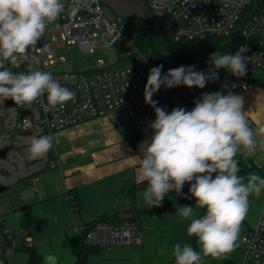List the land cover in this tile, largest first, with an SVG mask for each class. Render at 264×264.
Masks as SVG:
<instances>
[{"label":"clouds","instance_id":"clouds-1","mask_svg":"<svg viewBox=\"0 0 264 264\" xmlns=\"http://www.w3.org/2000/svg\"><path fill=\"white\" fill-rule=\"evenodd\" d=\"M88 4L89 0H73L72 14ZM65 8L63 0H0V105L9 99L21 107L46 100V107L55 109L74 98L50 72L12 70L30 62V53L41 50L36 45ZM43 50L51 51L47 45ZM248 51L242 44L234 54L214 52L206 61L211 65L206 72L196 70L195 65H181L166 73L162 64L149 70L143 95L155 119L148 125L152 135L136 172L137 185L147 182L143 203L148 209L160 207L165 197L180 194L185 184L190 185V197L186 198L195 199L194 207L178 206L175 215L188 221L187 234L196 238L199 250L189 243H176L174 264H203L205 257L226 259L236 249L249 197L264 191V177L240 175L236 157L264 153L260 136L264 126H250L243 96L227 84L220 91L202 93L191 110L175 107L169 112L158 106L153 96L161 88L204 89L210 81L219 80L220 69L245 77L251 59L245 55ZM26 143L30 159H43L53 149L54 137L33 135ZM195 209L205 210L204 214L197 217ZM44 262L59 264V257L48 254Z\"/></svg>","mask_w":264,"mask_h":264},{"label":"built area","instance_id":"built-area-1","mask_svg":"<svg viewBox=\"0 0 264 264\" xmlns=\"http://www.w3.org/2000/svg\"><path fill=\"white\" fill-rule=\"evenodd\" d=\"M149 14L161 20L164 31L174 40L192 42L209 37L232 36L246 17L251 0H145ZM249 14L243 25V35L252 66L264 70V0ZM65 12L55 24L53 41L59 45L78 44L84 53H93L103 45L125 49L128 58L136 59L133 65L110 72L100 68L97 75L75 71L52 70L60 61L44 51L47 45L39 41L41 49L30 53V62L16 68L14 72L42 70L50 72L62 86L75 95L64 106L55 109L46 107V100L33 102L23 107L9 103L0 105V187L12 188L21 183L37 186L42 174L49 168L60 165L57 158L56 136L60 131L97 118H113L119 115L134 116L145 104L144 87L152 62L140 55L134 42L126 35V21L120 16H109L102 0H89L72 14L73 0H63ZM241 44V45H242ZM240 47V46H239ZM238 47V49H239ZM46 56V58H45ZM130 71L126 77L127 72ZM127 79V80H126ZM128 81V86L126 87ZM209 86L216 83L210 81ZM224 85V84H223ZM218 87V86H217ZM250 84H232L235 93L245 92ZM250 126L255 123L249 119ZM33 135L54 137V146L43 159H30L26 139ZM1 195V193H0ZM87 238L94 243L136 244L142 234L134 222L110 224L101 222L88 231ZM239 264H264V207L256 223L242 232ZM31 237L18 241L6 215L0 206V264H15L14 257L20 245L31 244Z\"/></svg>","mask_w":264,"mask_h":264},{"label":"crops","instance_id":"crops-1","mask_svg":"<svg viewBox=\"0 0 264 264\" xmlns=\"http://www.w3.org/2000/svg\"><path fill=\"white\" fill-rule=\"evenodd\" d=\"M186 90L184 86L161 88L153 100L169 112L175 107L191 110L183 101ZM239 94L244 98V110L247 111L248 119L255 123V129L264 126V87L250 84L247 91ZM154 119L153 108L145 103L134 116L97 118L60 131L56 136L60 165L42 174L41 186L25 199L24 205L12 208L9 214L4 212L16 239L21 241L25 236L31 237L29 245L39 249L43 260L46 255L55 254L59 257V264H74L75 257L68 244V234L79 233L104 214L111 217L119 214L121 219H125L124 222H128L130 220L126 218L133 217L140 209L147 211L141 214L138 226L142 234L138 248L141 264H169L174 245L190 244L194 237L187 234L188 221H182L175 215L178 206L194 207V199L186 198L190 197L189 191L182 190L178 195L171 193L165 197L162 206L150 209L143 203V188H136L134 201L123 193L124 188L137 185L139 160L152 135L148 125ZM137 129L141 131L142 137L131 144L125 135ZM260 136L264 138V133ZM258 156L264 158V153L258 152L249 158L256 164L255 157ZM2 195L3 192L0 197ZM74 196L80 203L79 211L73 204ZM263 207L264 191L260 194L259 207L248 216L250 221L246 220L247 217L244 220L246 225L241 227L242 231L255 224ZM195 214L198 217V209H195ZM20 233L22 238L18 239ZM107 244L116 243L100 244L101 248L107 247L104 246ZM232 253L227 257L236 259L239 264L240 243L238 255L235 257ZM17 254L26 259L23 250L18 248ZM16 255L14 263H21L16 262ZM116 259L128 260L130 257Z\"/></svg>","mask_w":264,"mask_h":264},{"label":"trees","instance_id":"trees-1","mask_svg":"<svg viewBox=\"0 0 264 264\" xmlns=\"http://www.w3.org/2000/svg\"><path fill=\"white\" fill-rule=\"evenodd\" d=\"M259 1L251 0L246 9L245 20L240 24L241 26L236 30V32L226 38H216L209 37L203 41L192 42L186 40L176 41L170 35H168L162 26L161 20L148 14L146 20L138 18H124L126 21V35L134 42L137 49L145 54L148 59L153 63L154 66L163 65V72L166 73L169 69L177 68L181 65L187 64H197V70L207 71L211 66L206 63L210 54L214 52H219V54H234L238 51V47L245 41L243 35V25L249 18V14L252 13L258 6ZM213 49V50H212ZM16 71V68L12 69ZM216 86L211 87L208 84L204 89L187 88L183 101L185 104L194 107L193 101L197 97H200L204 92H215L220 91L223 84H227L230 87L232 84L240 86L244 83L247 84H260L264 87V70L259 69L256 66H252L248 63L247 65V75L242 78L235 77L231 75L226 69L219 70V80L215 81ZM218 86V87H217ZM125 137L131 144H134L137 140L141 139L142 134L139 129L126 134ZM236 159L239 162V167L241 169L240 175L245 176L255 167H258L253 163L252 159L245 157L243 154H238ZM190 185L185 184L183 190L189 189ZM136 186H130L123 189V193L127 195L130 200L136 197ZM170 195V194H169ZM194 199V198H193ZM73 204L76 211L80 210V203L76 197H73ZM195 206V199H194ZM199 210V216L204 214L203 209ZM147 211L137 209L136 214L133 217H127V220L134 222L137 227L140 226L141 214ZM125 219H121L119 214L110 215L104 214L97 217L95 220L91 221L89 225H86L82 231L76 234H68V244L71 249L72 254L75 257L74 264H88V256L93 251H99L101 245L98 243L91 242L87 238V233L89 230L94 228L98 223H123ZM190 244L198 249L196 245V238L190 241ZM19 250H23L26 255V259L17 264H45L43 260V255L39 249L34 245H21ZM169 264H174V258L172 257ZM203 264H237L236 259L232 257H227L226 259H213L212 257H205L203 259Z\"/></svg>","mask_w":264,"mask_h":264},{"label":"rangeland","instance_id":"rangeland-1","mask_svg":"<svg viewBox=\"0 0 264 264\" xmlns=\"http://www.w3.org/2000/svg\"><path fill=\"white\" fill-rule=\"evenodd\" d=\"M105 11L109 16L114 15L107 6L105 7ZM53 31L54 27H48V29L44 33L43 38L40 40L44 41L50 48L51 51H48V53H51L56 61H60V63H57L55 66L51 67L52 70L85 73H90V71L92 70L93 75H97L100 68H106L110 72H115L125 67L131 66L134 64V62H136V59L133 60L126 57L125 49L120 50L116 45L114 47L100 45L95 48L93 53L82 52V49L78 44L59 45L53 41ZM136 55H140L148 59V57L139 50ZM189 65H195V68L197 70V64H187L185 66ZM255 158L256 165H258V167H255L249 173H257L263 176L264 158L261 156ZM258 162L261 165H259ZM247 175H245V177H247ZM40 186V184H38L37 186L26 184L16 186L14 188H9L5 192H3V195L0 197V206L3 212H7L9 214L12 208L24 205L25 199L35 193V190H37ZM144 189L145 188H143V190ZM259 202L260 195H252L249 197V210L246 219L248 222L250 221V217L248 218V216L254 214V211L259 207ZM245 225L246 222L243 221L242 226ZM242 232L243 231L241 230L239 239L237 241V247L233 251L234 253H232L235 257L238 255V245ZM20 235H22V233L17 235L18 239L22 238V236ZM104 246L107 247L101 248L99 251H93L89 254L88 264H141L138 254V248H140L139 243L130 245L136 248H130V246L122 245L120 243H116L115 245L107 244ZM117 257H130V259L117 260ZM24 258L25 257L23 255L21 256L17 254L15 260L16 262H22ZM217 261H220V259H217Z\"/></svg>","mask_w":264,"mask_h":264},{"label":"water","instance_id":"water-1","mask_svg":"<svg viewBox=\"0 0 264 264\" xmlns=\"http://www.w3.org/2000/svg\"><path fill=\"white\" fill-rule=\"evenodd\" d=\"M103 4L109 7L114 15L123 18H138L146 20L149 14V8L145 0H102ZM9 103H13L10 99ZM147 187V182L136 185L137 189ZM8 190V188L0 187V193Z\"/></svg>","mask_w":264,"mask_h":264}]
</instances>
